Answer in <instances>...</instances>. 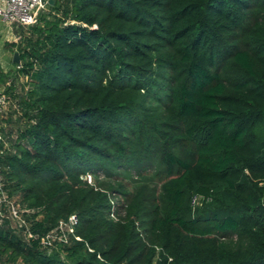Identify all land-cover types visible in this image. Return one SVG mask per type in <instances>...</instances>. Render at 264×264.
I'll return each instance as SVG.
<instances>
[{"label": "trees", "instance_id": "obj_1", "mask_svg": "<svg viewBox=\"0 0 264 264\" xmlns=\"http://www.w3.org/2000/svg\"><path fill=\"white\" fill-rule=\"evenodd\" d=\"M17 28L0 263L264 264V0H53Z\"/></svg>", "mask_w": 264, "mask_h": 264}, {"label": "built area", "instance_id": "obj_2", "mask_svg": "<svg viewBox=\"0 0 264 264\" xmlns=\"http://www.w3.org/2000/svg\"><path fill=\"white\" fill-rule=\"evenodd\" d=\"M50 0H0V19L7 24H14L17 26L28 27L34 24L40 12L45 11ZM7 105L5 95L0 94V116L4 112ZM83 178L92 183L90 174H86ZM197 197L192 199V203H196ZM5 202L8 205L9 213L16 218L20 224H25L21 217L19 207L12 201L7 200L5 192L0 184V205ZM1 213V212H0ZM78 219L75 214H70L65 219H61L57 226L40 237V244L42 247L51 250L58 245L67 244L75 235V226ZM27 236L32 234L27 231Z\"/></svg>", "mask_w": 264, "mask_h": 264}, {"label": "rangeland", "instance_id": "obj_3", "mask_svg": "<svg viewBox=\"0 0 264 264\" xmlns=\"http://www.w3.org/2000/svg\"><path fill=\"white\" fill-rule=\"evenodd\" d=\"M17 25L7 24L4 21H0V72L3 74V78L0 83V94H3L9 100L5 112L1 119L7 115L11 118L10 125L7 129H16L21 126L23 121L19 118L21 116L20 108L18 104V96H21L27 89V78L23 77L18 72V67L14 64L13 55L16 52V47L12 46V42H18L20 40L21 31L17 28ZM17 29V30H16ZM20 32V33H19ZM10 87V90L7 88ZM6 113V114H5ZM0 119V120H1ZM100 180H103V176L100 175ZM126 188L131 191L135 184L126 181ZM200 198L196 200L195 204H198Z\"/></svg>", "mask_w": 264, "mask_h": 264}, {"label": "crops", "instance_id": "obj_4", "mask_svg": "<svg viewBox=\"0 0 264 264\" xmlns=\"http://www.w3.org/2000/svg\"><path fill=\"white\" fill-rule=\"evenodd\" d=\"M0 21H2V20L0 19ZM5 114H6V113H5ZM4 117H5V119H6V118H7V115H5ZM9 125H10V124H7L5 121H4V122L0 121V130H2V128H3L4 131H5V133H6V131L8 130L7 127H9ZM11 136H12V135H11ZM0 264H2V263H0Z\"/></svg>", "mask_w": 264, "mask_h": 264}, {"label": "water", "instance_id": "obj_5", "mask_svg": "<svg viewBox=\"0 0 264 264\" xmlns=\"http://www.w3.org/2000/svg\"><path fill=\"white\" fill-rule=\"evenodd\" d=\"M53 0H50V3H52ZM13 61L15 63H18L19 62V55H18V52H14V55H13Z\"/></svg>", "mask_w": 264, "mask_h": 264}]
</instances>
